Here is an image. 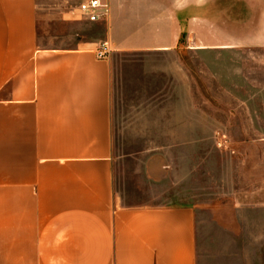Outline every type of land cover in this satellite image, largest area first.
Returning a JSON list of instances; mask_svg holds the SVG:
<instances>
[{"label":"crops","instance_id":"1","mask_svg":"<svg viewBox=\"0 0 264 264\" xmlns=\"http://www.w3.org/2000/svg\"><path fill=\"white\" fill-rule=\"evenodd\" d=\"M71 1L0 0V264H196L193 207L115 196L109 56L264 47V0L253 39L225 30L247 0H107L106 59L37 45L42 22L78 19Z\"/></svg>","mask_w":264,"mask_h":264},{"label":"rangeland","instance_id":"2","mask_svg":"<svg viewBox=\"0 0 264 264\" xmlns=\"http://www.w3.org/2000/svg\"><path fill=\"white\" fill-rule=\"evenodd\" d=\"M232 5L229 28L224 13L211 20L236 39L257 38L258 4ZM38 28L40 47L109 41L105 21L69 17ZM109 60L117 199L193 207L196 264H264V47L111 51Z\"/></svg>","mask_w":264,"mask_h":264},{"label":"built area","instance_id":"3","mask_svg":"<svg viewBox=\"0 0 264 264\" xmlns=\"http://www.w3.org/2000/svg\"><path fill=\"white\" fill-rule=\"evenodd\" d=\"M74 9L77 10L78 19L93 23L106 20L110 14L107 0H78ZM96 58L106 59L110 53L109 44L100 42L94 49Z\"/></svg>","mask_w":264,"mask_h":264}]
</instances>
